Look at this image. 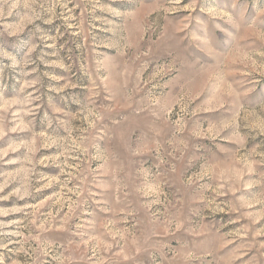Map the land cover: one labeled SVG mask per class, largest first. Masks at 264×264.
Returning a JSON list of instances; mask_svg holds the SVG:
<instances>
[{"label": "rangeland", "instance_id": "1", "mask_svg": "<svg viewBox=\"0 0 264 264\" xmlns=\"http://www.w3.org/2000/svg\"><path fill=\"white\" fill-rule=\"evenodd\" d=\"M0 264H264V0H0Z\"/></svg>", "mask_w": 264, "mask_h": 264}]
</instances>
